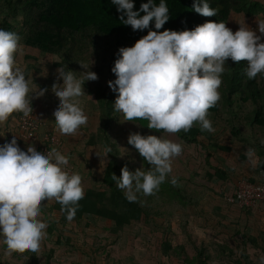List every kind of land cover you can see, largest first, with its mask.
Listing matches in <instances>:
<instances>
[{
    "label": "trees",
    "instance_id": "1",
    "mask_svg": "<svg viewBox=\"0 0 264 264\" xmlns=\"http://www.w3.org/2000/svg\"><path fill=\"white\" fill-rule=\"evenodd\" d=\"M146 2L147 0H133V10H139L140 4ZM154 2L158 4L159 0ZM165 3L169 9V20L160 30L154 29L150 22L149 29L161 32L165 29L193 30L208 21H222L227 26L232 13H244L251 17L264 10L258 0H208L209 6L215 8L217 14L213 17H202L192 11L193 0H165ZM120 16L121 13L116 11L111 0H0V28L17 33L23 49L36 51L42 56H51L54 69L64 66L67 70L77 72L75 75L79 77V72L83 71L79 64L84 63L97 76L95 81H87L83 87L86 94L84 97L92 100L91 110L98 121L95 130L89 131L91 127L87 128L85 148H96L101 143L109 147L111 152L104 169L86 162L90 166L89 173L95 175L100 182V189L85 190L71 221L108 220L113 224L110 235L114 238L126 227L139 223L147 230L162 231L165 234L161 244L162 252L173 263L213 264L206 247L196 245L192 240V234L188 231L189 213L195 211L205 215L206 220L214 224L215 231L225 227L222 224V202L230 210L238 209L252 214L253 207H236L211 183L218 182V186L231 183L235 172L239 171L243 179L251 185L264 186V144L260 143L264 139V77L258 74L249 80L244 71L246 62H232L230 59L226 61L225 71L221 74L222 83L218 89L220 99L215 106L208 109L206 117L215 131H201L199 124L194 122L187 133L183 130L175 133L183 147H193L203 156L207 167L204 178L197 173L198 168L191 167V160L187 156H178L172 160V171L158 191L147 196L142 192L137 193L136 201L129 202L125 198L124 190L116 187V181L111 178L112 174L119 178L120 169L124 166L129 171L140 167L146 169L149 166L128 145L127 137L130 133H139L142 136L167 138V133L148 129L147 121L144 120L125 121L122 113L114 110L113 104L118 94L108 87V82L116 78L111 68L118 58V49L131 47L138 39L147 35L149 30L133 31L131 26L120 21ZM24 59L36 60L29 55H25ZM31 68L32 70H24L26 79H31L30 89H47L43 96L33 98L31 104L33 106L35 101L43 102L50 107V113H53L58 98L52 93L51 85L53 82L59 84L62 81L48 76L41 79L33 73L35 67ZM33 94L30 91L29 96ZM79 99L83 110L90 109L89 104L82 103V96ZM46 131L55 133L53 127H47ZM248 148L255 150L258 157L256 165L250 164L245 156ZM221 152L232 153L234 157L242 159L243 166L232 168L221 159ZM182 153L185 154V151L182 150ZM210 158H214L220 166L211 164ZM170 177L177 179L175 186L169 182ZM213 203H218L219 206L214 207ZM41 204V212L48 213L46 216L51 222L52 230L58 228L59 223L70 222L66 219V214L61 212V205L55 200L49 210H45V203ZM174 218L181 224L182 233L195 253L192 259L185 245L173 241L177 236L171 228ZM232 240V245L214 242L212 249L218 254V264H224L222 259L226 258L232 259L233 264H252L248 246L264 254V231L260 228L254 230L247 226L243 233L236 231ZM80 251L78 247L71 249L73 254ZM30 258L32 260H25V263L35 264L34 257L31 255Z\"/></svg>",
    "mask_w": 264,
    "mask_h": 264
},
{
    "label": "clouds",
    "instance_id": "2",
    "mask_svg": "<svg viewBox=\"0 0 264 264\" xmlns=\"http://www.w3.org/2000/svg\"><path fill=\"white\" fill-rule=\"evenodd\" d=\"M111 4L121 13L120 21L133 31L149 29L150 22L160 30L169 20L165 0L158 4L147 0L137 11L133 10V0H111ZM192 11L202 17L217 14L208 0H193ZM256 23L260 35L244 21L234 33L222 21H208L193 30L149 29L131 47L118 49V58L111 68L116 78L108 82V87L118 94L114 110L122 113L125 121H147L146 127L157 132L187 133L194 122L201 131L214 132L206 117L208 109L220 99L218 89L225 62H246L244 71L249 80L258 74L264 77V19L257 17ZM21 55L19 35L0 28V125L14 113L29 117L33 112L32 99L47 91L30 89L31 79H26L17 62ZM79 65L83 69L79 77L64 66L57 67V78L62 83L51 85L58 98L53 109L54 130L69 137L87 124L79 98L86 95L85 82L97 79L86 64ZM30 91L34 93L31 97ZM127 143L149 167L129 171L124 166L119 178L115 174L111 178L118 189L124 190L125 198L135 202L137 193L147 196L159 190L172 171V160L182 153V145L163 136L139 133H130ZM260 143L264 144V139ZM110 152L105 147L104 158ZM245 156L250 164H257L254 149H246ZM68 164V156L55 147L38 151L28 145L22 151L15 136L0 146V243L5 246L4 257L13 252L40 250L47 227L41 218L42 201L59 203L68 221L75 217L84 186L79 172L66 170ZM169 182L175 186L177 179L170 177ZM258 264H264V254Z\"/></svg>",
    "mask_w": 264,
    "mask_h": 264
},
{
    "label": "rangeland",
    "instance_id": "3",
    "mask_svg": "<svg viewBox=\"0 0 264 264\" xmlns=\"http://www.w3.org/2000/svg\"><path fill=\"white\" fill-rule=\"evenodd\" d=\"M264 6V0H258ZM259 17L264 19V10L257 12L255 15L248 17L244 13H232L227 23V28L231 29L233 33L238 30L239 23L245 22L246 25L251 28L257 35H260L257 30L256 18ZM261 42H264V37H262ZM23 49V55L17 57V62L19 66L23 69L26 68L28 64H33L35 70L33 71L41 79H46L47 76L50 78H57L56 69L52 66L53 58L48 55H39L36 51L28 52ZM32 53V54H31ZM25 55L35 58V61H26L24 59ZM83 98V104L87 103L90 109H84L85 114L88 117L86 125L81 126L75 136H64L58 134L56 136L59 139V147L57 150L65 152L69 158V164L67 165L71 172H79L82 177V184L84 186V192L87 188L100 189V182H98L97 177L89 173L90 166L88 162L95 167L104 169L108 163L109 157L104 158L103 149L105 146L99 144L96 148H85L86 138L88 136L87 128L91 127L89 131L96 129L98 125L97 116L93 114L92 100L88 97ZM85 99V100H84ZM87 101V102H84ZM41 105L40 101L37 102ZM41 103V104H39ZM45 112V111H44ZM44 122V127L37 134V141L34 144L36 148L37 144L44 141L46 124L50 122L51 117L45 113H39ZM53 115V113H49ZM18 115H15V117ZM54 123V118L52 120ZM55 132V133H56ZM167 138L173 140L174 142L181 143L180 139L175 134H166ZM42 144V143H41ZM44 145V144H42ZM182 145V144H181ZM185 147V146H184ZM182 150L185 154L181 153L179 156H187L188 160H191V167H196L201 169V176L204 178L205 171L207 167L204 164L203 156L193 147L186 146ZM229 158L233 160L232 154H227ZM87 162V163H86ZM222 186H217L222 192L226 199L239 200V203L244 205H249L253 207L256 211H260L262 217L264 218V192H257L253 187L249 186L245 179L241 175L238 176L237 180L234 182L224 184ZM53 200L42 201L45 203V210L51 209V204ZM238 203V204H239ZM48 213L41 212V218L47 223L46 236L41 241V247L38 252H30L25 250L23 252H13L16 253L18 259H24L26 261L35 260V264H45V262L53 263L57 261L60 257H67L66 264H98L102 262L103 264H170L168 257L162 252V243L165 239V234L162 231H150L147 230L142 224H132L121 231L118 237L114 238L110 235V230L113 224L104 219L97 220H87L83 219L80 222H68L66 224H60L58 228L51 229V222L47 219ZM53 223V222H52ZM53 226V225H52ZM171 230V229H170ZM198 230V229H197ZM172 231V230H171ZM62 232L64 234H59ZM174 232V230H173ZM213 232V231H212ZM200 239H210L213 238L222 242V236H217L211 233L210 235L205 234L199 229ZM146 234V236H145ZM175 234V232H174ZM174 243L185 245L190 259L194 256V251L191 245L186 241V237L183 233H177V236L173 240ZM215 246L214 243H210ZM72 247L80 248V253L73 254L71 252ZM210 258L213 264H218L219 257L214 249L208 250ZM33 253L35 256H33ZM15 255V254H14ZM257 254H254V262L252 264H258ZM11 256V255H10ZM16 256V257H17ZM92 256V257H91ZM164 256V257H163ZM223 257V256H222ZM174 258V256H173ZM180 261V259H178ZM16 261V260H15ZM21 262V261H20ZM224 264H233V260L228 258L222 259ZM26 264V263H24Z\"/></svg>",
    "mask_w": 264,
    "mask_h": 264
},
{
    "label": "crops",
    "instance_id": "4",
    "mask_svg": "<svg viewBox=\"0 0 264 264\" xmlns=\"http://www.w3.org/2000/svg\"><path fill=\"white\" fill-rule=\"evenodd\" d=\"M28 52H33V51H27V54H29ZM32 66L36 67L33 64H28L26 66V68H24L23 70L29 69V68L32 70V68H31ZM37 102L38 101H35L33 106H32L33 112H36V113H40V112L45 113L46 112L48 114V116L51 117L50 122L45 125L46 129H47V127H50V128L53 127L54 128V123L52 122L54 117H53V115L49 114L50 113V111H49L50 107L43 102H41L43 104L39 103L41 105H38ZM15 115H20V114L14 113L12 116L9 117V119L3 125H0V135H4L3 137H0V146H2L6 142H10L11 139L13 138V136H15L16 140H17V146L22 151H26L28 145L34 146V144L28 143V142H23L19 139L18 131L16 130V127H15V120H16ZM56 134H58V133L56 132ZM61 152L63 154L65 153V152H63V150ZM227 154H232V153L221 152L219 154V156L221 157V159L224 162H226L232 168L238 169L240 166H243L242 159L236 158L232 154V156L234 157L232 160L231 158L228 157ZM210 161H211V164L216 165V166H220L217 162H215L214 158H210ZM197 173H198V170H197ZM205 173H206V171H205ZM199 174L201 176L202 173L200 172ZM239 175H241L239 173V171L235 172V176H234L232 182L237 180ZM211 185L217 187L219 185V183L214 182V184L211 183ZM223 185H224V183H222V187H224ZM223 191L224 190H222V193H224ZM213 204H214V207L219 206L218 203H213ZM207 208L209 209V207H207ZM251 213L252 214L249 215L248 213H244L242 211H239L238 209H231L230 210L227 207V205L224 202H222V211H221L222 224L225 225V227L222 226V228H218V230L215 231V229L213 227L214 224H212L210 221H207L205 218L206 217L205 215L203 216L199 212L192 211L191 213H189L190 215H189V219H188V231H190V233L192 234V240L194 241V243H196V245H204V247H206L207 251L209 249H212V245L210 243H214V242L220 243V242L214 241V240H216L215 238H213V241H211V242H210V239H200L202 237H200V234L198 233L199 229L208 235L213 233L214 235L216 234L217 236L218 235L222 236V244L228 243V244L232 245V243H233L232 239L235 236V232L240 231L241 233H243L245 228H247V226L254 229V230L260 228L261 230L264 231V218L262 217L263 213L261 214L260 211H256L255 209H253ZM180 226H181V224H179L178 220L176 218H174L171 222V228H172V230H174L176 235L179 232L182 233ZM145 236H146V234H145ZM4 248H5V246L2 243H0V264H24L25 263L24 259H18L19 256H17L16 253H14L15 255L11 253V256L4 257ZM247 250L251 256L252 263L254 262V259H253L254 254H257L256 255L257 259L262 255V252L260 250H257L256 248H251V246H248ZM169 261L171 262L170 264H176V263H173L171 260H169ZM52 264H57L56 260ZM98 264H103V263L99 262Z\"/></svg>",
    "mask_w": 264,
    "mask_h": 264
},
{
    "label": "built area",
    "instance_id": "5",
    "mask_svg": "<svg viewBox=\"0 0 264 264\" xmlns=\"http://www.w3.org/2000/svg\"><path fill=\"white\" fill-rule=\"evenodd\" d=\"M15 127H16V130L18 131L19 139L21 141L28 142V143H35L37 141V134L44 127V122H43L42 116L39 113L32 112V114L27 118L23 117L22 114L16 116ZM43 140L44 141H42L41 143L44 145H42L41 143L36 145V149L38 151H46L47 149H50L52 147H55V148L59 147L58 146L59 139L55 133L47 132L45 130V137ZM66 170L69 173L71 172V169L68 166H66ZM200 172H201V169H198V173ZM245 181L249 186L253 187V189H255L257 192L259 193L264 192V186L262 185L253 186L247 180ZM227 201L231 204H234L236 207H242V208L251 207L249 205H244L243 203L240 204L238 199H236L235 201L232 199H229V200L227 199ZM67 260H68L67 257L63 256V257H60L56 261V263L66 264Z\"/></svg>",
    "mask_w": 264,
    "mask_h": 264
}]
</instances>
